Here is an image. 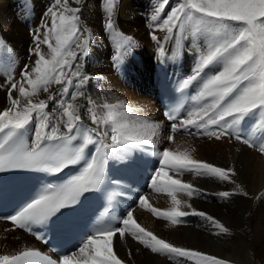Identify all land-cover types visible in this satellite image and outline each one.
I'll use <instances>...</instances> for the list:
<instances>
[{
  "label": "snow or ice",
  "instance_id": "1",
  "mask_svg": "<svg viewBox=\"0 0 264 264\" xmlns=\"http://www.w3.org/2000/svg\"><path fill=\"white\" fill-rule=\"evenodd\" d=\"M80 2L53 0V6L46 13L50 17V25H45L48 30L42 36L33 34L36 46L32 55L36 59L31 66H24L22 83L14 79L10 82V106L0 111V173L30 170L59 174L81 165L78 172L62 183L49 184L37 192L14 214L0 217L11 221L14 229L28 232L41 241L45 238L33 226L47 224L62 209L76 205L85 193L100 188L110 159H127L125 166L135 167L137 159L132 158V153L144 152L146 146L155 149L161 138L174 142L175 134H186L216 141L234 139L264 156V119H261L264 118V0H177L163 19L161 13L170 6V0H161L151 17L153 22H159L149 27L153 30L151 39L157 41L162 56L166 55V50L160 44L157 31L165 32V40H175L178 33L180 38L188 35L193 41L203 38L190 73L176 86L180 94L195 86L197 92L191 100L196 103L184 118H181L182 103L164 113L170 122L165 137L160 136L159 123L141 116L130 120V110L123 102L98 105L87 94L86 85L92 77L82 71L80 61L88 55V29L80 25L81 8L71 6ZM113 3L114 0H107L104 28L118 35L112 20ZM116 43L112 59L120 62L135 41L132 36H125ZM41 45L47 46V53ZM4 51L6 48L0 49ZM13 91L24 99L23 105L20 98H13ZM41 92L48 94L47 99L34 101L33 97ZM249 117L257 118L253 128L260 133L258 138L243 134L240 126ZM86 122L92 126L85 127ZM29 134L31 143L26 140ZM90 146L94 151L89 154L86 150ZM152 155L157 159L148 162L152 166L150 188L166 193L172 207L157 209L143 195L137 198L138 206L169 221L173 227L186 223V217L196 216L209 223L214 229L212 235L229 234V228L221 221L177 198L179 193L188 197L202 195L203 190L176 177L189 172L232 183L235 185L232 192L216 195L221 198L247 196L233 180L237 175L235 168L196 160L187 149L173 151L165 147ZM126 236L176 264H229L225 259L158 237L137 222L133 209H129L117 225L109 222L88 232L80 240L78 251L70 255L61 253L58 260L26 248L16 255H0V264H41V260L46 264H129L114 250V242ZM131 256L129 250L128 257Z\"/></svg>",
  "mask_w": 264,
  "mask_h": 264
},
{
  "label": "bare ground",
  "instance_id": "2",
  "mask_svg": "<svg viewBox=\"0 0 264 264\" xmlns=\"http://www.w3.org/2000/svg\"><path fill=\"white\" fill-rule=\"evenodd\" d=\"M51 1L31 0L26 4L23 0H0V49L6 48V51L0 52V65H3L0 67V111L10 106V82L14 79L22 83L21 72L24 66H31L36 59L34 55H28V48L33 50L36 46L34 33H40L42 36L48 30L45 25H50V17L46 13L48 7L53 6ZM160 2L161 0H114L112 20L115 34L118 35L104 28L107 0H81L79 5L73 3L71 6L81 8L80 25L88 29V55L80 61L82 71L92 77L86 85L87 94L98 105L123 102L130 110V120L141 116L150 122L159 123L160 136L165 137L169 124L162 117L157 103V92L154 88L157 78L156 64L164 61L177 65L179 61V66H170L171 80L177 85L179 80L190 73L203 38L198 37L197 42L188 35L180 38L178 33L175 40H165V32L157 31L160 44L166 50V55L162 56L157 41L151 39L153 30L149 27L150 24L159 22H153L151 17ZM176 3L177 0H170V6L161 13V19ZM29 8H35L38 15L32 16ZM32 11L34 13L35 10ZM30 31H33L32 35ZM125 36H132L135 45L129 49L122 61L114 62L112 57L117 50L116 41ZM41 48L47 53L46 45H41ZM217 70L219 69H212ZM193 87L194 96L197 88ZM17 95L18 92H12L13 98ZM47 95L41 92L38 97H33V100H46ZM195 103L191 100L181 118L193 109ZM256 123V117L243 121L240 126L243 134L258 138L260 133L253 128ZM192 131L195 132V129ZM29 136L31 139V134ZM165 147L173 151L187 149L196 160L224 168H235L237 175L233 180L241 185L248 193L247 196L232 195L221 198L216 195L224 191L232 192L235 187L232 183L198 177L189 172L176 177L203 190L202 195L188 197L179 193L177 198L221 221L229 228V234L212 235L214 229L209 223L196 216L186 217V223L173 227L169 221L157 218L138 206L137 198L143 195L157 209L167 210L172 207L171 198L166 193H158L150 188L152 166L148 162L157 159L152 155L154 151H163ZM132 158L137 159V165L132 168L125 166L127 159H110L111 173L119 181L124 215L129 209H133L137 222L158 237L181 247L225 259L229 264H252L251 251L261 259V264H264V156L234 139L216 141L199 135L175 134L174 142L161 138L155 149L146 146L144 152L132 153ZM169 174L174 175L171 172ZM205 192H208L207 198L203 197ZM182 210L189 211L186 207H182ZM32 244L31 236L14 229L9 223L0 222V255H14ZM114 250L121 258L128 260L129 264H176L173 260L144 249L131 236L114 242ZM129 250L132 252L131 258L128 257Z\"/></svg>",
  "mask_w": 264,
  "mask_h": 264
},
{
  "label": "rangeland",
  "instance_id": "3",
  "mask_svg": "<svg viewBox=\"0 0 264 264\" xmlns=\"http://www.w3.org/2000/svg\"><path fill=\"white\" fill-rule=\"evenodd\" d=\"M24 1V3H26V4H29L28 2H31V0H23ZM101 2L102 1H104V0H100ZM52 2V4H53V0L51 1ZM52 7V6H51ZM50 7H48V9H49ZM32 10H35L34 11V13H33V11ZM29 12H30V14L32 15V16H34V15H38L36 12V9L35 8H29ZM31 29V28H30ZM30 29H28V30H30ZM30 33H31V35H32V33H33V31H30ZM28 55L30 56V54H32V49H31V47H29L28 48ZM32 56V55H31ZM28 60V62H30L31 60H30V58H28L27 59ZM175 65V64H174ZM177 66H179V61L177 62V65L176 66H174V67H177ZM18 82H20V81H18ZM17 82V83H18ZM1 83V82H0ZM25 86H27V85H25ZM13 93H14V91H13ZM8 95H9V92H8ZM14 98H20L19 97V94L17 95V96H15ZM21 99V105H23L24 103H25V101H24V99L23 98H20ZM250 254H251V261H252V264H261V259L260 258H258L257 257V255H255L254 254V252H250ZM264 259V258H263Z\"/></svg>",
  "mask_w": 264,
  "mask_h": 264
}]
</instances>
